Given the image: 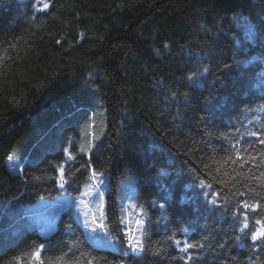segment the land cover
I'll return each mask as SVG.
<instances>
[{
  "label": "trees",
  "instance_id": "obj_1",
  "mask_svg": "<svg viewBox=\"0 0 264 264\" xmlns=\"http://www.w3.org/2000/svg\"><path fill=\"white\" fill-rule=\"evenodd\" d=\"M87 82L106 126L79 154ZM54 101L32 135V115ZM261 140L264 0H0V217L30 223L2 240L0 264H264V239H252L264 217ZM100 171L107 246L70 209L47 233L26 216L41 198L81 195ZM122 181L143 212L139 254L128 252Z\"/></svg>",
  "mask_w": 264,
  "mask_h": 264
},
{
  "label": "rangeland",
  "instance_id": "obj_2",
  "mask_svg": "<svg viewBox=\"0 0 264 264\" xmlns=\"http://www.w3.org/2000/svg\"><path fill=\"white\" fill-rule=\"evenodd\" d=\"M79 91L77 95L80 96L75 97L76 101L87 100L90 102L92 108L89 113L90 115H86L85 113L77 114L78 118L82 120L79 127L78 153L85 154L88 147L98 148L102 143L106 126L105 107L100 101L99 94H97L98 88L92 85V83L87 82L82 84L79 87ZM68 98L69 95L65 98H59L58 101L68 103ZM52 105H55V101L45 105L40 111L32 115L30 119L32 135L35 133L41 134V129L36 126V123L42 115H47L48 117L54 113ZM48 122L49 119L42 121L44 125H47ZM57 130L58 127L50 130L46 138L48 146L57 139ZM7 165L12 171H19L22 164L14 157H11V159L7 160ZM108 185L109 176L107 171L96 172V175L92 173L81 195L77 197L61 195L55 199L41 198L29 206L25 214L43 233H47L55 224L59 213L62 210L70 209L76 220L83 225L87 235L90 237L89 239L97 246H104L101 244L107 246V244L111 243L104 224V199L108 192ZM133 192L134 187L132 184L122 181L118 203L127 233L128 252L139 254L141 251H133L130 245L138 244L139 247H142L144 219L142 210L136 207L132 201L131 194ZM14 215L15 213L12 212L11 217L7 214H4V219L0 217V248L3 246L2 240L11 238L13 233L17 234L24 226L30 225V223L25 224L24 220H19V217L13 219ZM12 219L14 223L10 224ZM261 222V224H257L256 232L264 227V217ZM4 226H8L9 228H5Z\"/></svg>",
  "mask_w": 264,
  "mask_h": 264
},
{
  "label": "snow or ice",
  "instance_id": "obj_3",
  "mask_svg": "<svg viewBox=\"0 0 264 264\" xmlns=\"http://www.w3.org/2000/svg\"><path fill=\"white\" fill-rule=\"evenodd\" d=\"M41 2H42V0H41ZM49 7H50V6H49L48 3H44V4H43V8H44V10H47ZM188 79H189L190 81H193V80H194V76H189ZM252 135H256V133H253ZM260 142H261L262 144H264V140H261ZM260 155H261V156H264V153H261ZM71 158H72V157H70V159H71ZM9 159H11V157H9ZM238 159H240V160H244L245 158H244V156H240V155H238ZM252 159H256V157H252ZM61 171H62V170H61ZM93 174L96 175V173H93ZM260 178H261V179H264V173L261 174V177H260ZM213 203H215V202L213 201ZM243 207L248 208L249 205H247V204L245 203V204L243 205ZM253 207H254V208H258L259 205H255V206H253ZM256 223H257V224H261L262 222L259 221V220H257ZM246 227H247V226H246ZM252 239H253L254 241L264 239V227H262V229H261L260 231L254 232V233L252 234ZM177 243H179V241H177ZM130 247L133 249V251H143V248H142V247H139L138 244H137V245H130ZM192 247H196V245L188 244L187 247L182 248L181 251H187L188 248H192ZM36 255H37V257H39V253H36Z\"/></svg>",
  "mask_w": 264,
  "mask_h": 264
}]
</instances>
